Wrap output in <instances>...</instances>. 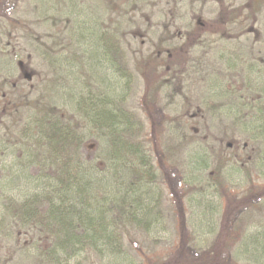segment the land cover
I'll list each match as a JSON object with an SVG mask.
<instances>
[{
	"label": "rangeland",
	"instance_id": "rangeland-1",
	"mask_svg": "<svg viewBox=\"0 0 264 264\" xmlns=\"http://www.w3.org/2000/svg\"><path fill=\"white\" fill-rule=\"evenodd\" d=\"M0 3V264H264V0Z\"/></svg>",
	"mask_w": 264,
	"mask_h": 264
},
{
	"label": "trees",
	"instance_id": "trees-1",
	"mask_svg": "<svg viewBox=\"0 0 264 264\" xmlns=\"http://www.w3.org/2000/svg\"><path fill=\"white\" fill-rule=\"evenodd\" d=\"M1 4V3H0ZM115 133L117 134V132H116V130H115ZM62 139L63 140H65L66 142H70L72 145L74 144L75 145V139H71V138H67V137H62ZM120 139H122L123 140V137H121L120 136ZM28 140V139H27ZM30 140V139H29ZM24 141V140H23ZM31 141H32V145H34V150H35V152H38V153H41V154H48V153H46L44 150H42V149H40V148H38L35 144H36V142H33V140L31 139ZM64 141V142H65ZM119 145H120V149L122 150L123 148H122V146H121V144L119 143ZM130 153L131 152H133L134 153V149H133V146L131 145V143H130V151H129ZM134 155H135V153H134ZM52 157H54V160L56 161V162H58L59 163V158L55 155V154H52V156L50 157V159L52 158ZM49 159V160H50ZM85 191V190H84ZM85 197H88L87 196V191L85 192ZM97 208H100V207H97ZM19 223V222H18ZM140 227H141V224H140ZM69 234V233H68ZM69 235H71V234H69ZM100 243H98V242H87V246L93 251V252H99V248L98 247H100ZM57 247V246H56ZM56 250V249H55ZM52 255L54 256V258H55V261H57L58 263H55V264H62L63 262V260H62V258L59 256V254H58V252H57V250L56 251H52ZM40 260H42L41 262L43 263V262H45V263H47L48 264V260H47V258H40ZM64 262H66V261H64ZM51 264H54V263H51ZM67 264V263H66ZM163 264H184L183 262H181L179 259H175V258H173L171 255L170 256H168V260L165 262V263H163Z\"/></svg>",
	"mask_w": 264,
	"mask_h": 264
}]
</instances>
